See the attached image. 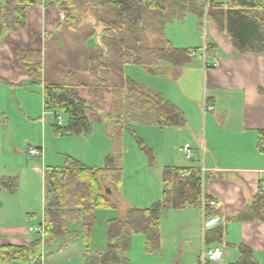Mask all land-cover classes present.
Returning <instances> with one entry per match:
<instances>
[{"label": "trees", "instance_id": "1", "mask_svg": "<svg viewBox=\"0 0 264 264\" xmlns=\"http://www.w3.org/2000/svg\"><path fill=\"white\" fill-rule=\"evenodd\" d=\"M34 4V0H0V42L7 34L27 27L26 10ZM44 5L55 8L62 23L55 32L45 33L42 50H23L17 60L31 84H43L44 110L53 112L55 119L56 113L66 118L64 125L56 121L52 125L55 137L83 136L90 130L86 111L94 107L77 96L78 87L87 88L95 97L102 89L110 90L113 115L109 128L113 130L109 129V133L115 135L116 148L122 129L132 132L131 124L137 116L142 124L158 128L184 126V116L177 107L126 77L124 67L135 65L152 75L163 74L161 63L185 67L192 59L190 51L173 46L165 36V28L187 14L197 18L199 27L205 19L210 20L218 32L229 36L238 55H264V0H228L226 4L217 0H173L168 6L164 0H46ZM90 18L91 22L83 23ZM98 26L102 28L101 42L88 46L96 38ZM203 50L206 56L212 47L205 44ZM4 83L0 78V84ZM256 145L264 154V130L257 131ZM141 147L150 157V151ZM118 151L107 155L100 168L66 157L62 168L44 170L47 204L40 227L46 237L64 238L66 220L80 219L82 248H89L95 212L119 209L118 201L112 197L120 195L122 169ZM210 178L200 170L164 168L161 201L147 209L126 208L121 216L108 221L107 245L88 264H129L123 254L129 249L131 235H143L146 248L157 251L162 212L200 208L211 201L203 193ZM15 184L16 178L0 176V189H11ZM107 189L113 195L107 194ZM203 213L205 219L219 215L210 206L204 207ZM232 220L264 222V190L260 189L246 210ZM224 231V227L206 231V247L221 243ZM41 242L39 235L25 246L1 245L0 264H41ZM236 249L238 259L228 264H258L248 247L239 245Z\"/></svg>", "mask_w": 264, "mask_h": 264}, {"label": "crops", "instance_id": "2", "mask_svg": "<svg viewBox=\"0 0 264 264\" xmlns=\"http://www.w3.org/2000/svg\"><path fill=\"white\" fill-rule=\"evenodd\" d=\"M34 1L35 4L26 10L27 27L16 33L7 34L0 42V78L6 82L0 84V102L3 104L7 102L5 89H9L12 91H9V97L14 96L22 117L31 122L38 121L40 124L41 147L28 145L40 152L38 158H32L33 164L29 162L31 158L28 157L27 151L22 154L14 147L11 148V151L18 157V160L25 159L26 163H30L36 168L40 166L36 161L40 160V168H43L41 191L36 201L33 199L25 201L19 199L15 194L18 186L17 181L11 189H0V246L6 244L25 246L39 237V235L29 232V229L39 228L44 222L47 189L43 181V172L46 168H62L66 157L75 159L87 167L100 168L104 164V158L114 153L115 149L114 143L105 135L109 132L113 115L111 92L108 89H102L98 93L99 96L95 97L89 93L87 88H76L77 96L94 107V110L86 111V117L90 123L87 135L73 137H55L53 135L51 128L55 121L57 122V118L61 121L60 125L65 124L66 118L60 117L61 113H56L57 118L55 119L53 112L44 110L43 84L41 82L30 83L28 76L18 63L17 56L23 50H42L45 33L55 32L62 23V17L55 8L45 7L46 0ZM227 1L217 0L222 4H226ZM203 23L208 25L207 38L209 40L204 45H210L212 50L205 56L207 61L203 68L197 72L203 77L202 101L190 106V102H182L181 96L177 92L172 95L158 91L166 101L182 112L185 124L178 130L185 129L191 132L194 147L185 143L189 145L188 151L191 156L187 158L182 152L181 159L178 155H173L175 153L173 148L172 153L168 154L167 163L158 166L159 174H154L158 176L161 196V176L164 168L200 170L202 174H208L211 180L204 186L203 193L215 203V209L219 215L215 218L205 219L202 207H185L162 212L161 240L163 244L169 242L166 246L172 256L158 264H202L203 250L213 246L222 248L223 258L208 264L234 263L238 259L236 248L239 245L248 247L253 252L258 264H261V262L264 263V222H239L233 221L232 218L244 212L256 193L260 189L264 190V154L258 152L256 145L257 131L264 130V55H238L228 35L218 32L210 20L205 19ZM98 37L89 41L88 46L100 43ZM168 40L172 43L170 39ZM173 46L175 45L173 44ZM159 68L163 73L161 76L169 81L171 79L178 81L185 75L187 67L176 68L161 63ZM189 71L191 72L193 69ZM5 112V110L0 111V115H5ZM6 121L8 125L10 119L7 117ZM133 125H143L139 116L131 124V126ZM5 126L0 123V137L4 133L2 128ZM159 129L171 131L170 129L175 128ZM96 130L102 140L103 144L101 145L93 141ZM48 133L56 139L57 149L54 152L58 156L65 157L64 161L63 158L59 161L57 156L56 159L48 157L45 149L43 150L42 147L43 144H46ZM140 161L143 167L142 158ZM0 176L17 179L16 176L6 174ZM112 197L118 201L120 212L124 213L126 208L134 206L130 205L131 201H126L121 195H118V198L116 195ZM161 199L162 197L158 201ZM132 208L136 209V207ZM171 220H173L174 228L170 232L168 224ZM107 222L104 238L100 237L101 246L98 250H102V246L105 249L107 245ZM65 224L66 234L71 233V237L66 240L70 244H61L59 250H62L64 246L68 248L74 242L71 240H75V243L81 246L80 249L79 245H73L76 248L75 258H79L81 264H88L95 260L99 255L93 251L95 248L93 247L95 242L93 233L97 225L91 233L89 248L85 250L82 248L81 242L80 219L66 220ZM216 227L225 229L222 242L206 247L204 234ZM66 262L70 264L71 261L66 259ZM30 264L34 263L30 262ZM41 264H43V255Z\"/></svg>", "mask_w": 264, "mask_h": 264}, {"label": "rangeland", "instance_id": "3", "mask_svg": "<svg viewBox=\"0 0 264 264\" xmlns=\"http://www.w3.org/2000/svg\"><path fill=\"white\" fill-rule=\"evenodd\" d=\"M164 1L166 6H168L172 4L173 0ZM83 21V23L91 22V18L90 20ZM165 30L167 33L165 36L172 41L175 47L187 48L190 49L189 51H194L196 53V56L185 66L187 67L185 75L183 77L181 76L182 78L178 81H174L173 79L169 81L164 76L148 74L144 69L135 65L125 66L124 74L138 85L153 93H158L160 90L164 91V93L166 92L173 95V93L177 92L181 96L182 102H190V106H193V103L197 104L202 101L203 77L197 72H199L200 68H203L207 61L203 48L204 43L209 41L207 38L208 25L207 23H203V25L199 27L197 18L193 14H187L183 20L174 21L173 24L168 25ZM95 32L96 37L99 36L98 38L100 39L97 38V40L101 42L102 28L100 26L95 27ZM190 69H193V71L190 72ZM9 91V89H5V94L7 93L6 101L13 103L10 104L6 102L3 104V102H0V111H6L5 115H0V123L6 125L2 128L4 133H2V138L0 137V175L6 174L16 176L18 184L17 191L15 192L16 196L25 201L26 199H33L36 201L41 191V171H43V168H40L41 162L39 159L36 161V163L40 165L36 168V166L30 164L34 163L32 158L29 161L30 163H26L25 159L18 160V157L13 155L11 148L14 147L23 154L28 150V145L41 147L42 135L39 129L40 124L38 121L31 122L25 117H22L15 103L16 100L14 96H12V98L9 97L10 92H12ZM7 117L10 119L8 125L6 121ZM60 117L63 118V114H60ZM131 128L132 132L122 129L118 137V148L115 146V149H117V151L119 150L118 152L121 154L122 179L120 195L126 201H131L129 203L130 205H134L132 207H136V209H146L150 208L162 197L160 194L158 176H155V174H159L158 166L166 162L168 154L172 153L171 151L173 148L175 150L173 155H178L181 159L185 143L194 147L192 142L193 135L185 129H180L179 131L178 128L170 129L171 131H161V129L149 124L133 125ZM109 129L111 131L113 130V128ZM105 135L112 143L116 142L113 132H111V134L109 132L108 134L105 133ZM55 140L56 139L52 138L48 133L46 144H43L42 148L43 150L45 149L48 157L56 159L57 156L59 161H61L62 158L64 161L65 157L62 155L58 156L54 152V150L57 149ZM93 141L99 145L103 144L99 134L97 135V130L95 131ZM141 145L150 151V157L145 150L142 149ZM140 158L143 160V167ZM116 198H118L117 195ZM96 212L97 222H95V227L96 225L97 227L96 229L94 228L95 231L93 233V237L95 238L93 244L95 248L93 251L100 254L104 251V246H102V250L98 249H100L101 246L100 237L104 238L106 222L110 219L118 218L123 212H120L118 209L98 210ZM168 226V230L170 232L173 231V220L170 221ZM68 237H71V233L68 235L66 234L62 239L50 240L49 237L46 236L42 238L41 254L43 255V264H69L66 262V259H70V264H79V262L81 264L79 258H75L76 248H74L73 245H79L81 249L80 244H76L75 240H71V242H74H72L71 246H68V248L64 246L62 250H59L61 244H70L66 241ZM168 243L167 241L163 244L162 240H160L158 250L150 251L146 248L145 237L143 235H131L129 249L123 255L129 264H158V262L168 260L169 257L172 256L171 251L168 250L169 248L167 249L166 246ZM50 255L52 256L49 258ZM14 263L30 264L27 262H12L10 264ZM261 264L264 263L261 262Z\"/></svg>", "mask_w": 264, "mask_h": 264}, {"label": "built area", "instance_id": "4", "mask_svg": "<svg viewBox=\"0 0 264 264\" xmlns=\"http://www.w3.org/2000/svg\"><path fill=\"white\" fill-rule=\"evenodd\" d=\"M196 53L195 52H190L189 56L191 58L195 57ZM57 124L60 125L61 121L60 119L57 118ZM189 145L185 144L183 147V152L185 154V156L187 158H189L191 156V154L189 153ZM27 155L30 158H38L40 156V152L38 149L33 148V147H28L27 150ZM206 206H210V207H215V203L213 201H209V202H204L202 204V208L204 209V207ZM29 232L35 233L37 235H40L41 237L44 236V231L42 227L39 228H30ZM223 258V250L221 247L219 246H213L210 248H206L203 250L202 254H201V262L202 264H206V263H212V262H217L220 261Z\"/></svg>", "mask_w": 264, "mask_h": 264}, {"label": "water", "instance_id": "5", "mask_svg": "<svg viewBox=\"0 0 264 264\" xmlns=\"http://www.w3.org/2000/svg\"><path fill=\"white\" fill-rule=\"evenodd\" d=\"M106 193H107V194H109V195H111V194H112V192H111V190H110V189H107V190H106Z\"/></svg>", "mask_w": 264, "mask_h": 264}]
</instances>
